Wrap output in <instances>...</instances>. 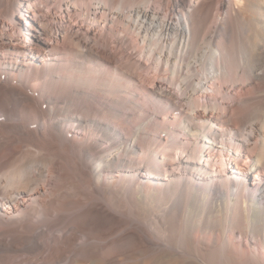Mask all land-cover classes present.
I'll use <instances>...</instances> for the list:
<instances>
[{
	"label": "bare ground",
	"instance_id": "1",
	"mask_svg": "<svg viewBox=\"0 0 264 264\" xmlns=\"http://www.w3.org/2000/svg\"><path fill=\"white\" fill-rule=\"evenodd\" d=\"M0 264H264V0H0Z\"/></svg>",
	"mask_w": 264,
	"mask_h": 264
},
{
	"label": "rangeland",
	"instance_id": "2",
	"mask_svg": "<svg viewBox=\"0 0 264 264\" xmlns=\"http://www.w3.org/2000/svg\"><path fill=\"white\" fill-rule=\"evenodd\" d=\"M133 1H135V0H133ZM137 1L139 2V0H137ZM2 53H3V52H1V54H2ZM18 61H19V60H17V64H18ZM21 64H22V63H21ZM35 66H36V65H35ZM68 71H69V70H68ZM3 80H4V78H3ZM1 84H2V85H5V81H4V83L1 82ZM13 84H14L15 86H20V83H19V82H17V83H13ZM95 104H96L97 107L99 106L98 103L95 102ZM44 105H45V104H44ZM42 108H43V107H42ZM43 110H45V107L43 108ZM163 121L168 122L169 119H168V120H165V118H164ZM72 136H73L72 133H68V134H67V138H68V139L72 138ZM161 138H163V140H164L166 137H165L164 134H162V135H161Z\"/></svg>",
	"mask_w": 264,
	"mask_h": 264
}]
</instances>
